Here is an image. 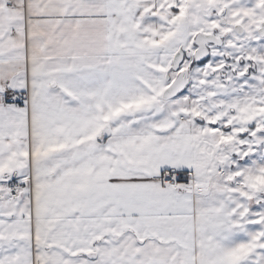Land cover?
Masks as SVG:
<instances>
[{"label":"snow or ice","instance_id":"6c2138e0","mask_svg":"<svg viewBox=\"0 0 264 264\" xmlns=\"http://www.w3.org/2000/svg\"><path fill=\"white\" fill-rule=\"evenodd\" d=\"M0 264H264V0H0Z\"/></svg>","mask_w":264,"mask_h":264}]
</instances>
